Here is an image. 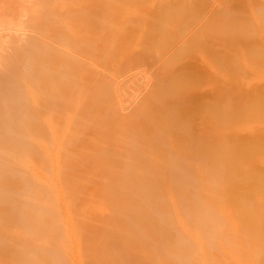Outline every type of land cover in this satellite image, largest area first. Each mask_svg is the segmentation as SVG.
<instances>
[{
    "label": "bare ground",
    "instance_id": "obj_1",
    "mask_svg": "<svg viewBox=\"0 0 264 264\" xmlns=\"http://www.w3.org/2000/svg\"><path fill=\"white\" fill-rule=\"evenodd\" d=\"M40 1L48 27L0 53V73H8L7 81L0 80V264H264V218L254 217L253 200L256 193L264 198V162L249 161L252 154L264 155V37H249L264 27V0H252L245 18L217 22L213 16L231 13L230 4L212 10L211 0H193L203 22L183 49L170 54L165 72L184 56L188 66L225 81L228 53L218 52L213 41H239L245 55L236 60L235 77L250 81L235 98L211 82L198 96H187L185 106L201 102V126L187 106L190 121L181 118V105L158 121L154 110L176 84L163 85L131 116L102 108L116 102L118 88L101 48L110 18L125 0ZM151 2L144 4L145 17L127 22L130 39L138 34L147 42L158 31L159 15L169 25L181 4L165 7L157 0L152 10ZM81 52L103 65L104 83L69 65V57ZM65 103L77 122L59 114ZM223 103L231 104L220 115L223 122L258 123L248 141L238 129L217 128ZM168 124L178 130L171 140ZM76 126L79 134L72 138ZM222 202L233 210L222 209ZM37 238L48 245L42 253L29 248ZM139 245L155 257H141L132 248ZM249 250L252 256H246Z\"/></svg>",
    "mask_w": 264,
    "mask_h": 264
},
{
    "label": "rangeland",
    "instance_id": "obj_2",
    "mask_svg": "<svg viewBox=\"0 0 264 264\" xmlns=\"http://www.w3.org/2000/svg\"><path fill=\"white\" fill-rule=\"evenodd\" d=\"M117 1L118 0H114L113 3ZM147 1L148 3L151 2V0H125V3L120 6L119 10L115 12L109 20L110 36L106 44H102L101 52L110 59L114 69V71H112V77L115 80L118 91L115 94L116 102L104 103L102 108L119 111L124 116H131L152 93L160 95L163 85L176 84L175 88L163 92L164 98L154 110L155 113L159 115L158 121L162 123L170 117L172 112L171 107L173 105H181V108L187 106L192 116L196 117L194 120L195 125L201 126L204 123L201 102L189 101L191 103H187L185 106L186 97L192 94H197L198 96L207 88L209 82L219 89L225 88L226 95L232 98L241 96L247 91L250 81L247 78H236L237 69L235 66L236 60L245 55L244 44L239 41L231 43L213 41V47H215L218 52L228 53V57L223 61L226 71L225 81L217 80L212 73V75H210V73L206 74V72H199L196 68L188 66L184 56H180L172 62V64H170L171 69L165 72L164 68L170 62V54L185 47L187 42L192 39L196 33V28L194 26L196 25V27H198L199 24L203 22V17L195 12L193 0H181V4L179 5L180 8L173 12L171 17L172 21L169 25H165L166 23L164 21L162 22V16L159 15L157 22L159 27L156 29L158 31L157 33L155 32L147 42L138 34L130 39L125 26L131 17L137 16L140 20L147 15V11L144 8V4H146ZM159 1L165 7H172L177 0ZM158 3L157 0H154L148 6L154 10ZM226 3L231 5V13L216 14L213 16V21L217 22L220 19H230L233 17L245 18L253 2L252 0H211L209 8L214 10L215 8L224 6ZM41 5L43 4L40 0H0V47L1 45L3 46V49L1 47L0 53L4 52L2 50L12 47L14 43L19 46L23 43L26 45L28 38L43 32L48 27L49 22L41 18L39 14ZM75 7H77V4H75ZM35 21L36 24L33 23ZM249 37L251 40H258L264 37V27L261 25L256 27ZM15 38L20 42L16 43L18 40ZM13 39L16 41L13 42ZM91 41L93 44H98L100 43V38L98 35H95ZM9 43L11 45H7ZM147 47L149 49H146ZM52 54L54 53H51L49 58H51ZM72 58L69 57L68 59L69 65L72 68L76 65H78L79 68L81 67L82 77L89 74L91 81L98 84H102L107 80L103 65L99 61H95L91 64V61L88 60L89 56L85 52L79 53L78 58H76L75 55ZM254 58L260 59L261 57L260 55H256ZM1 73L4 75L2 76ZM1 73L0 80H2V82L7 81L8 73ZM40 79H42V77ZM230 109V103H223L221 105L218 110L220 114L216 123L217 128L226 131L238 129L241 131L242 140L248 141L253 134L252 132L257 131V128L259 129L258 123L255 121L247 123L242 120H235L231 124L223 122L220 119V115ZM59 114L66 119H74L75 122L78 121L77 112L70 103L63 104ZM181 118L190 121L187 109H181ZM82 121L85 122L86 120ZM77 127L78 126L75 128L73 127L71 131L72 138L77 137L79 134L77 133ZM82 127L89 129L93 128L91 125H83ZM166 128L169 138L173 133L178 132L174 124H168ZM262 130V132H264V129ZM260 147L261 144H257L256 148L259 149ZM249 161L253 166L262 165L264 162V155L261 153L252 154L249 156ZM191 163L193 166L198 165L194 160L191 161ZM253 180L254 179L251 181ZM224 184V181L220 183L219 192H222L221 190ZM14 185H19V182L15 181ZM181 190L188 199L190 195L187 191L184 188ZM253 200L257 206L254 217L257 219L264 218L263 196L256 193L253 196ZM152 204H154L153 201H149L148 205L151 206ZM8 207L9 206L4 209L8 210ZM221 208L228 211L233 210V207L226 202L221 203ZM109 216L113 219L111 214ZM16 217L14 218L15 220L17 219ZM168 234H172L170 229ZM108 242H106V244H108ZM28 245L30 249L41 253L48 247V245L39 238L31 240ZM132 248L145 259L155 257L152 251L147 250L142 245ZM100 252L102 253V251H99V253ZM246 256H252V250L246 252Z\"/></svg>",
    "mask_w": 264,
    "mask_h": 264
}]
</instances>
